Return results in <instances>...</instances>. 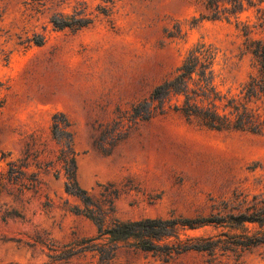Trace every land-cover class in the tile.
Segmentation results:
<instances>
[{"label": "rangeland", "instance_id": "374dc122", "mask_svg": "<svg viewBox=\"0 0 264 264\" xmlns=\"http://www.w3.org/2000/svg\"><path fill=\"white\" fill-rule=\"evenodd\" d=\"M78 1L96 18L73 34L52 29L49 5L37 12L31 0H0V172L11 159L23 157L31 136L40 144L35 149L40 159L54 160L58 147L50 127L53 115L63 113L72 124L79 187L100 205L104 188L119 192L107 223L194 218L209 212L210 198L229 196L234 189L264 192V133L213 131L168 113L137 122L109 156L92 144L98 125L118 121L147 98L198 44L216 51L220 90L237 94L253 73L242 25L264 41L257 13L264 0L245 4L237 20L197 24L203 0H115L108 17L96 11L101 0ZM67 2L61 10L72 13L76 0ZM252 106L264 116V101ZM41 179L36 193L0 187V238L6 241L0 243V264H41L39 250L24 244L36 235L64 244L74 235L97 232L89 219L71 212L82 205L65 193L62 176ZM203 261L202 255L187 253L169 264ZM113 264L162 262L151 254L120 251ZM227 264H264V247L239 260L230 257Z\"/></svg>", "mask_w": 264, "mask_h": 264}, {"label": "trees", "instance_id": "16d2710c", "mask_svg": "<svg viewBox=\"0 0 264 264\" xmlns=\"http://www.w3.org/2000/svg\"><path fill=\"white\" fill-rule=\"evenodd\" d=\"M67 1L31 0V4L37 12L39 7L49 5L48 23L55 31L75 34L93 25L96 16L83 2L76 0L72 13L61 10L69 4ZM101 2L103 5L97 6V13L110 16L115 0ZM245 4L255 6L252 0H203V12L194 24L204 19L237 20ZM257 13L258 27L263 28L264 9L259 7ZM242 33L244 51L252 57L253 73L237 94H225L220 90L215 70L216 51L209 45L198 44L187 53L173 75L158 84L147 98L133 104L118 121L98 125L93 147L109 156L137 122H147L168 113L179 114L186 121L213 131L263 134L264 116L252 105L264 101V41L252 38L251 27L247 24L242 25ZM35 43L41 45L42 40ZM50 138L58 147L54 160L40 159L35 150L40 144L31 136L23 157L11 159L6 164V171L0 172V187L15 186L19 192L36 193L43 184L41 175L51 174L56 180L62 176L65 193L82 205V208H72L71 212L89 219L97 232L90 237L74 235L64 244L36 235L31 242L24 244L39 250L44 258L41 264H75L80 261L113 264L120 251L151 254L162 264H169L187 253L202 255L203 264H227L230 257L239 260L244 253L264 247V192L250 194L234 189L229 196L210 198L209 212L194 218L170 215L135 221L114 219L107 223L119 192L111 186L104 188L100 205L79 187L72 124L63 113L53 115ZM12 215L20 217L16 213ZM9 241L17 245L21 243V239ZM4 242L0 238V243Z\"/></svg>", "mask_w": 264, "mask_h": 264}]
</instances>
